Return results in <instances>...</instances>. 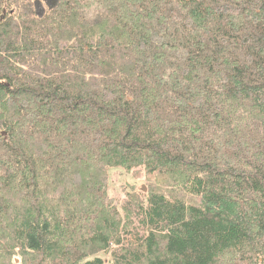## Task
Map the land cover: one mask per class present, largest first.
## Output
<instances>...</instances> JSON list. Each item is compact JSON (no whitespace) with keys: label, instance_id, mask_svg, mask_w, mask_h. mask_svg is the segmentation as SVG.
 <instances>
[{"label":"trees","instance_id":"trees-1","mask_svg":"<svg viewBox=\"0 0 264 264\" xmlns=\"http://www.w3.org/2000/svg\"><path fill=\"white\" fill-rule=\"evenodd\" d=\"M35 2L0 0V264H264V0Z\"/></svg>","mask_w":264,"mask_h":264},{"label":"rangeland","instance_id":"rangeland-1","mask_svg":"<svg viewBox=\"0 0 264 264\" xmlns=\"http://www.w3.org/2000/svg\"><path fill=\"white\" fill-rule=\"evenodd\" d=\"M37 4L35 6L36 13L39 16H42L45 13V3L43 0H36ZM48 1V0H47ZM53 0H50V2ZM52 3V2H51ZM45 5V6H44ZM134 173V172H133ZM133 173H126L121 169L115 170L111 173V184L109 187L110 197L112 200L116 201L118 204H122L126 199V193L124 190L127 186H136L138 189L143 188L146 189L144 192H148L147 181L144 177H136L134 178ZM103 259L106 262L111 260V256L108 253L101 254ZM18 263V261H16Z\"/></svg>","mask_w":264,"mask_h":264},{"label":"water","instance_id":"water-1","mask_svg":"<svg viewBox=\"0 0 264 264\" xmlns=\"http://www.w3.org/2000/svg\"><path fill=\"white\" fill-rule=\"evenodd\" d=\"M35 4H37V1L35 2ZM146 191V189H144Z\"/></svg>","mask_w":264,"mask_h":264},{"label":"clouds","instance_id":"clouds-1","mask_svg":"<svg viewBox=\"0 0 264 264\" xmlns=\"http://www.w3.org/2000/svg\"><path fill=\"white\" fill-rule=\"evenodd\" d=\"M87 14V13H86Z\"/></svg>","mask_w":264,"mask_h":264}]
</instances>
